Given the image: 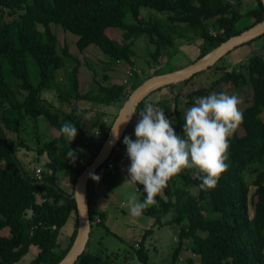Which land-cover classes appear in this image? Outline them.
<instances>
[{"label":"trees","instance_id":"16d2710c","mask_svg":"<svg viewBox=\"0 0 264 264\" xmlns=\"http://www.w3.org/2000/svg\"><path fill=\"white\" fill-rule=\"evenodd\" d=\"M143 8L155 9L165 17L145 20L141 17ZM128 13L132 14L133 23L126 21ZM244 17L252 21L240 28ZM263 19L262 0H249V3L247 0H0V264H18L32 246H36L38 253L30 264H58L64 258L78 229L77 203L67 194L74 193L77 177L93 161L108 135L106 125L113 124L117 116L111 122H104L107 107H121L146 78L165 73L159 72V68L166 58L179 53L177 39H203L199 59ZM52 24L78 35L77 46L81 51L95 44L115 64L121 61L131 64V77L123 83L107 84L94 79L90 88L82 89L81 61L67 44L60 43ZM110 27L126 30V41L110 37L106 31ZM143 33L155 44L151 57L156 65L160 63L146 78L135 67V42L128 41L130 36ZM246 44L253 50L248 59L230 67L231 63H225L223 56L208 68L221 71L211 84L205 81L206 69L190 79L167 85L175 89L170 99L154 100L149 94L137 107L135 119L139 120V112L148 102H154L173 120L176 134L183 136L185 106H193L196 96L225 92L223 85L231 84L228 91L242 100L245 92L243 103L249 102L242 110L243 123L230 137L226 161L229 167L217 186L202 190L200 177L204 174L196 167L184 169L169 181L164 198L157 196V204L144 210L161 225L176 222L181 226L180 244L174 251L172 264L177 262L186 240H190V251L200 256L202 264H264V34L243 45ZM29 57L38 68V83L31 79ZM60 70L65 71V77L58 74ZM198 82L199 86H194ZM190 84L194 87L187 91ZM53 90L58 91L65 107L56 108L45 100L44 95ZM83 101L90 102V107L83 108ZM90 110H99L91 137H86L85 145L77 136L69 141L60 130L63 123L70 121L82 129L84 115ZM29 119L38 128L44 119L60 134L45 138L39 134L36 146H32L24 136ZM99 129H104L103 137L96 134ZM127 130L100 168L108 165L110 158L112 166L115 165L114 154L125 145ZM10 131L15 133L13 141L8 137ZM23 149L37 154L24 162L18 155ZM88 154L91 159L84 160ZM38 166L42 170L41 179L36 175ZM92 175L88 183L92 222L119 236L105 223V213H97L93 208ZM251 184L255 186L252 194ZM137 186L144 192L143 185ZM194 187L197 192L192 191ZM74 212V231L69 246L64 249L58 238ZM168 214H172V219L163 222ZM98 217L101 220L96 222ZM5 228H9L8 234L2 233ZM152 229L148 228L142 239L132 245L142 264H149L145 241ZM90 241L91 237L85 252L74 264H111L115 253L91 251Z\"/></svg>","mask_w":264,"mask_h":264},{"label":"rangeland","instance_id":"374dc122","mask_svg":"<svg viewBox=\"0 0 264 264\" xmlns=\"http://www.w3.org/2000/svg\"><path fill=\"white\" fill-rule=\"evenodd\" d=\"M249 3V0H247ZM141 17L145 20H149L152 17L157 18H164L165 14L160 13L159 11L151 8H143L141 11ZM126 21L133 23L135 20L131 13H128L126 15ZM252 19L250 17H244L242 21L239 24V27L245 26L246 24L250 23ZM39 28L43 29V26L39 24ZM53 30L58 34L60 38V43L67 44L70 48V50L76 54L80 61H81V67L79 71V79L81 80V88L82 89H88L91 87V84L94 79L102 82L103 84L107 83H113L111 78H113V81L118 83L126 82L131 76V70L132 66L131 64L125 63L124 61L119 62V64H115V60H111L107 55H105L101 49L93 44L87 47L85 50L81 51L77 46V39L78 35L74 34L73 32L69 30H65L61 25L59 24H52ZM107 34L112 37L113 39H118L120 41H126V30L122 28H116V27H110L107 30ZM201 38L195 37L192 40L191 47H188L189 50H183L177 55H173L169 57L168 59L161 64V67L159 68V72H169L173 70H177V68L182 67L184 65L191 64L194 61V51L195 47L198 48V40ZM129 40H134V50L136 52V55L134 57L135 60V67L138 73L142 76V78H146L148 74L152 73L155 68H158L160 66L156 65V61L151 57V52L155 50V44L149 41V37L147 34H142L139 36H130ZM191 40L179 38L177 39V42L181 44L182 49L186 48L185 45H188V43ZM260 42V46H261ZM255 46V44H254ZM180 48V46H179ZM253 50L250 45H242L231 51V53H228L225 55L224 61L225 63H231L229 64L230 67L237 65L243 60L248 59L250 55L252 54ZM197 60V59H196ZM160 62L162 63V58L160 59ZM28 64L30 68V75L31 79L34 83H38L40 76L38 73V68L32 58H28ZM227 64V66H229ZM205 71V70H204ZM65 71L60 70L58 72L59 75H64ZM207 74L205 81L207 80V84H211L213 79H217L221 75V71L217 69H207L205 71ZM106 75L109 76L108 79H106ZM59 76V78L61 77ZM65 77V75H64ZM111 77V78H110ZM63 78V76H62ZM67 79V78H66ZM204 80V79H203ZM201 80L200 82L204 83V81ZM200 82L194 86H199ZM193 86V87H194ZM231 84H224L223 85V91L231 95V93L228 91V89L231 88ZM192 85L190 84L187 87V91L191 90ZM245 90V88L243 89ZM247 90V88H246ZM186 91V92H187ZM244 99L246 98V93L243 92ZM49 104H52L53 106H56V108H60V106H64L58 98V91L53 90L49 93H46L44 95ZM201 96H196V98ZM240 97V96H239ZM243 99V101H244ZM87 102H83V104H86ZM246 103V100H245ZM243 103V106L239 107L241 110H243L249 102L246 104ZM194 106V104H192ZM192 107L191 105L189 107L185 106V113L187 109ZM115 113L118 114L119 107L117 106ZM98 117V114L96 115V118ZM104 118L107 119V123L110 122V119L108 116H104ZM95 125V124H94ZM112 124H107L108 130H110ZM82 129H77V137L82 141L81 143L85 145L86 137L92 135L91 128H88L84 125V122L82 124ZM96 126V128H98ZM239 129V128H238ZM95 132V131H94ZM41 134L42 138L51 136V135H58L60 134V131L55 128L48 125V123L41 119L39 128L35 126L34 121L31 119L28 120V122L25 124V130H24V136L26 140L32 145L36 146L37 143V137ZM15 133L14 132H8V137L14 140ZM99 136V135H98ZM79 140V141H80ZM84 141V143H83ZM18 146V145H16ZM123 146V145H122ZM35 151L26 152L24 149L19 150L18 155L19 157L25 162L27 160H30L32 157L36 156ZM122 154V152L118 149L115 152V156L119 157ZM45 158V157H43ZM78 160H80V156H77ZM27 159V160H26ZM91 159V156L88 154L86 155L84 160ZM34 166V165H33ZM32 167V165L30 166ZM39 167V166H38ZM133 184L132 187H134ZM125 190H132L131 186L125 188ZM255 190V186L251 184V192L253 193ZM192 191L197 192V188H192ZM138 193H143L142 191H138ZM126 204L123 206L124 209H128L129 205L127 202V199L125 200ZM253 213V210H252ZM172 219V214H168L164 216L162 221L170 220ZM126 221H130V219L126 218ZM142 223L145 224V228H143V232L146 231L148 228H153L151 232H149L147 239L145 241V244L147 246V249L149 251V264H172L173 263V257H174V251L179 246V236H180V230L181 226L176 223H163L161 225L160 223H157L155 218L153 216L143 214L140 217L135 219L133 223ZM74 224H75V215L71 214L70 218L68 219L67 223L64 225V227L61 230L60 236L58 238V243L61 248L66 249L68 247V244L70 242V234L74 230ZM9 228L3 229V234L9 233ZM119 236L107 233L105 228L99 224V223H93V228L91 232V241L89 244V249L91 251H98L100 250H108L109 252L115 253L114 257L111 259V264H142L138 254L136 252L135 246H132L135 241H139L142 239V235H137L138 232H135L133 228H128V230H121L118 232ZM135 237H132L135 235ZM137 238V239H135ZM186 243H184L183 248L180 252V255L178 256L177 262L175 264H189L188 263V257L191 255V249L189 248V242L190 240H186ZM35 249L33 250L32 247L29 250L27 257L24 256L21 263L19 264H28L30 262H26V260H30V258L33 257ZM194 264H202L200 259L198 257H195ZM200 258V257H199ZM31 261V260H30ZM191 264V263H190Z\"/></svg>","mask_w":264,"mask_h":264},{"label":"clouds","instance_id":"9594fccd","mask_svg":"<svg viewBox=\"0 0 264 264\" xmlns=\"http://www.w3.org/2000/svg\"><path fill=\"white\" fill-rule=\"evenodd\" d=\"M242 103L238 95L226 92L195 98L194 106L184 115L183 136L176 134L173 120L166 117L162 108L156 107L154 102L145 105L135 125L136 139L128 135L123 139L130 159L127 180L143 185L146 193L143 200L138 199L135 193L127 195L132 217H140L149 206L156 205L157 196L163 199L169 181L184 169L196 167L204 174L200 177L202 190L217 186L229 167L226 161L230 137L244 121L239 107ZM130 119L131 116L125 122ZM60 130L69 141L76 137L78 131L70 121H65ZM92 178L100 179L95 174Z\"/></svg>","mask_w":264,"mask_h":264},{"label":"water","instance_id":"95a60500","mask_svg":"<svg viewBox=\"0 0 264 264\" xmlns=\"http://www.w3.org/2000/svg\"><path fill=\"white\" fill-rule=\"evenodd\" d=\"M262 2L264 4V0H262ZM263 34L264 19L241 33L231 36L188 66L167 73L155 74L146 78L129 94L120 107L99 152L96 154L93 161L77 177L74 193L72 195L67 194L68 197L75 199L77 203L78 229L72 246L58 264H74L85 252L91 237L93 225L88 198L89 179L113 154L115 147L133 122L139 103L154 90L169 84H177L190 79L196 73L204 71L214 65L230 51ZM133 111H135L134 114H132ZM130 116L131 119L125 122ZM22 172L24 173L23 170ZM55 186L58 188V185Z\"/></svg>","mask_w":264,"mask_h":264},{"label":"crops","instance_id":"0c3cea01","mask_svg":"<svg viewBox=\"0 0 264 264\" xmlns=\"http://www.w3.org/2000/svg\"><path fill=\"white\" fill-rule=\"evenodd\" d=\"M197 42H199V43H198V48L197 47L194 48L195 49L194 61L198 58V56L200 54V51H201L200 45L202 44L203 39H200ZM188 43H190V44L185 45L186 48H184V49H182L181 44H179L180 45V48H179L180 52L183 50H189L188 47H191L190 45L192 44V40L189 41ZM117 64H119V62ZM188 65H184L182 67H179V68H177V70L184 68ZM173 71H175V70H173ZM169 72H171V71H169ZM110 80H112L113 83H118V82L113 81V78H111ZM80 82H81V80H80ZM160 88H158V89H156L150 93L152 99H154V100L170 99L172 97L173 91L175 90L174 88H172V87L170 88L168 86H163L162 89H160ZM81 105L83 106V108H85V107L89 108L91 103L90 102H87L86 104L81 103ZM114 108H117V106H108L106 109L107 115H105V116L109 117L110 122H111L112 118L116 115V113H115L116 109H114ZM98 111L99 110H90L84 115V125L86 127L93 129L94 124L98 120V117L96 118ZM137 122H138V119L133 120V122L131 123V125L129 126V128L127 130L129 136L133 140L136 139L134 129H135V125ZM104 127H106V126H104ZM126 148H127L126 145L121 146L119 148V150L122 152V154L119 157H117V156L114 157V164H115L114 166H112V164H111V166L104 165L97 172H95V175L99 176L100 179L98 181L93 179V190L95 191L93 208L97 211V213H101V212L105 213V215H106L105 223L110 227V229L113 232L119 234L118 232L121 230L125 231V230H128V228H133L135 232H138L137 235H142L144 233L143 228H145L146 225L142 224L141 222L140 223H135V222L133 223V221L135 219L137 220L138 217H132L129 213V208L128 209L123 208V206L126 204L125 200L127 199L128 194L135 193L137 195L138 199H142V200L146 197V194L144 192L142 194L138 193V191H141V190H138L137 184L134 185V187H132L133 183L130 180H127L129 178L127 168L130 166V159L127 156ZM28 161L29 160H27V162ZM32 167H33V165H32ZM129 186H131L132 190H125V188H127ZM73 214L75 215V221H76V213L74 212ZM143 214H145V213L143 212ZM98 218H100V217H98ZM126 218L130 219V221L129 222L126 221ZM100 220H101V218H100ZM74 227H75V224H74ZM73 231L70 234V242H71ZM135 236H136V234L133 235L132 237H135ZM135 239H137V238H135ZM70 242H69V244H70ZM69 244H68V246H69ZM32 249L33 250L35 249L34 254H33L35 256V254L38 253V249L36 248V246H32ZM34 256H33V258H34ZM196 256L198 257V259H200L199 255L191 252V255L188 257V263L190 264V261H189V258H190L191 264H194V260L196 259L195 258ZM26 257H27V255H26ZM33 258H30V260H32ZM30 260L29 261L26 260L25 263L31 262ZM21 261L19 263H21ZM28 264H30V263H28Z\"/></svg>","mask_w":264,"mask_h":264},{"label":"built area","instance_id":"2783aa9c","mask_svg":"<svg viewBox=\"0 0 264 264\" xmlns=\"http://www.w3.org/2000/svg\"><path fill=\"white\" fill-rule=\"evenodd\" d=\"M103 120H104V122H107V119L106 118H103ZM103 132H104V129H99V130L96 131V134L99 135V136H101V137H103L104 136V133ZM111 162H112V158H110V160L108 161V165L107 166H111V164H112ZM36 175H37V177L39 179H41V177H42L41 167H38L36 169ZM98 221H100V218H97L96 219V222H98Z\"/></svg>","mask_w":264,"mask_h":264}]
</instances>
